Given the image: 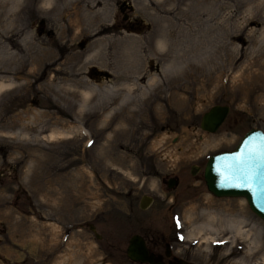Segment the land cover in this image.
<instances>
[{
  "label": "rangeland",
  "instance_id": "obj_1",
  "mask_svg": "<svg viewBox=\"0 0 264 264\" xmlns=\"http://www.w3.org/2000/svg\"><path fill=\"white\" fill-rule=\"evenodd\" d=\"M46 1L0 0V45L18 38L23 56L0 55L13 82L0 92V264H142L129 236L177 227L202 264H264V220L246 198L202 184L170 209L187 192L163 182L264 129V0ZM215 103L229 111L204 130ZM202 224L215 230L189 236Z\"/></svg>",
  "mask_w": 264,
  "mask_h": 264
},
{
  "label": "water",
  "instance_id": "obj_2",
  "mask_svg": "<svg viewBox=\"0 0 264 264\" xmlns=\"http://www.w3.org/2000/svg\"><path fill=\"white\" fill-rule=\"evenodd\" d=\"M228 111V104L211 105L202 113L200 127L215 131ZM192 172H196L195 164H192ZM203 177L208 190L214 195L242 196L246 198L250 209L264 220V129L251 127L233 148L209 154ZM152 200V195L144 193L140 197L139 206L146 208ZM90 227L94 229L93 225ZM96 234L100 236L99 233ZM125 251L132 261L164 264L154 259L141 234L130 235Z\"/></svg>",
  "mask_w": 264,
  "mask_h": 264
},
{
  "label": "flooded vegetation",
  "instance_id": "obj_3",
  "mask_svg": "<svg viewBox=\"0 0 264 264\" xmlns=\"http://www.w3.org/2000/svg\"><path fill=\"white\" fill-rule=\"evenodd\" d=\"M127 8L129 9L131 8V5L129 3H127L126 1L121 3L120 5L121 10ZM192 164H195L196 172H192ZM204 165L202 166L201 164L198 163H190L188 171L191 177H189V175L187 177H183L181 176V174L178 173L169 174L163 177V182L168 190L172 191L180 187L181 191L187 192V195L184 193H178L176 194V196H173L174 199L169 205L170 209L174 207L177 210H179L183 206L182 203L197 200L198 197L196 194L198 193L201 185L205 184V180L203 177ZM182 185L184 187H182ZM191 189L192 191L190 192ZM182 194L185 196L184 201H181L180 199V195ZM134 233L141 234L144 237L146 245L149 251L153 253L154 259L156 261H161L164 264H202L199 261V259L196 258V256H194V252L192 251V248L189 245L186 246L183 242H180L181 240H180L179 227H177L175 231L174 229H171V232L161 234L158 236H156V231L153 230H148L147 232H134ZM140 263L148 264V262H140Z\"/></svg>",
  "mask_w": 264,
  "mask_h": 264
},
{
  "label": "bare ground",
  "instance_id": "obj_4",
  "mask_svg": "<svg viewBox=\"0 0 264 264\" xmlns=\"http://www.w3.org/2000/svg\"><path fill=\"white\" fill-rule=\"evenodd\" d=\"M20 1L21 0H8V3L9 4H11V5H13V6H17V4H20ZM50 1L51 0H47L46 1V3H50ZM2 3H5V2H3L2 1ZM2 3H0V6H1V4ZM5 4H7V1H6V3ZM4 7V6H3ZM12 7V6H11ZM10 7V9H12ZM9 8V7H8ZM14 8V7H13ZM6 9V8H5ZM17 10V9H16ZM7 11V10H6ZM5 11V12H6ZM11 11V10H10ZM13 11V10H12ZM9 12V11H8ZM7 12V13H8ZM76 16H77V13H76ZM33 35V34H32ZM29 37V36H28ZM109 38V37H108ZM173 39V38H172ZM165 41L167 40L166 39V36H165V39H164ZM2 41H4V40H2ZM101 41V40H100ZM165 41H162V40H158V42H157V45L159 46V47H164L165 46ZM168 41V40H167ZM166 41V42H167ZM172 41V40H171ZM17 42H18V38L16 39V38H13L12 40H8V41H6V42H3V44L2 45H0V55H3V57L5 56L8 60H9V62H10V57L11 58H13V61H14V59H17V60H22L23 61V59H22V57L23 56H21L18 52H19V49H18V47H17ZM24 42V41H23ZM94 42V41H93ZM105 42H107V41H105ZM14 43V44H13ZM169 43V42H168ZM9 44H11V46H9ZM94 44H95V42H94ZM167 44V43H166ZM34 45V44H33ZM104 45V44H103ZM13 46L16 48V50H11V48H13ZM26 46V45H25ZM95 46V45H94ZM97 46H99V45H97ZM32 47V46H31ZM105 47V46H104ZM127 47V46H126ZM159 47L157 48V49H159ZM132 48V47H131ZM134 48V47H133ZM139 47L137 46V49H138ZM160 48V49H161ZM101 49V48H100ZM169 49V48H168ZM26 50V49H25ZM91 50V49H90ZM97 50V49H96ZM133 50V49H132ZM42 52H43V50H41ZM98 51H100L101 52V50H99L98 49ZM105 51V50H104ZM104 51H103V53H104ZM136 51V50H135ZM168 51V50H167ZM119 52V51H118ZM132 52V51H131ZM36 52H33V50H30V51H28V56H27V60H28V62L29 63H31V62H33V60H35L34 59V56H36V55H34ZM38 53V52H37ZM122 53V52H121ZM140 53V52H139ZM171 53V52H170ZM27 54V53H26ZM92 54H94V53H92ZM105 54V53H104ZM130 54V53H129ZM128 54V55H129ZM100 55V54H99ZM133 55V54H132ZM131 55V56H132ZM169 55V54H168ZM90 56H91V54H90ZM109 56V55H108ZM116 56H118V58H119V54L118 55H116ZM130 56V55H129ZM2 57V56H1ZM107 57V56H106ZM137 57V56H136ZM167 57V56H166ZM170 57H172V55L170 56ZM174 57V56H173ZM180 57V56H179ZM178 57V58H179ZM117 58V59H118ZM131 58V57H130ZM133 58V57H132ZM139 58V57H138ZM137 58V59H138ZM142 58V57H141ZM168 58H169V56H168ZM114 59V58H113ZM117 59H115L116 61H117ZM127 59H128V57H127ZM137 59H136V61H137ZM173 59V58H172ZM172 59H170V60H172ZM177 59V58H176ZM124 60H125V58H124ZM135 60V59H134ZM167 60V59H166ZM178 60V59H177ZM3 61V60H2ZM173 61H175L174 59H173ZM173 61H171L170 63H169V65H172L173 64ZM104 62V61H103ZM107 62V61H106ZM122 61H120V63H121ZM133 62H135V61H133ZM167 62V61H166ZM181 62V61H180ZM179 62V63H180ZM13 63V62H12ZM118 63V62H117ZM178 63V64H179ZM11 65H13V64H11ZM123 65V64H122ZM168 65V66H169ZM117 66V65H116ZM174 66H176V65H174ZM178 66V65H177ZM181 66V65H180ZM180 66H179V68H180ZM120 67V66H119ZM177 68V67H176ZM183 68V67H182ZM165 69V68H164ZM171 70V69H170ZM173 70V69H172ZM178 70V69H177ZM168 71V70H167ZM173 71H175V70H173ZM13 72L15 73V72H17V69H13ZM177 72V71H176ZM16 75V74H15ZM153 79V78H152ZM13 84V82H7V81H0V92L4 89V88H6V87H9V86H11ZM50 86H52V85H50ZM55 135H60V136H62V133H52L51 134V137H53V136H55ZM230 225H231V227H233V229H235V231H236V233H239V234H241V235H243V236H245V235H247V233H245V230H244V224H243V221L242 220H240V221H231V223H230ZM206 227H208V228H210V229H212V230H215V228H214V226L213 225H211V224H208V225H205V224H202V225H199V226H197L196 227V229H194L193 231H191V232H189V236H194V235H196L197 233H200L201 231H203V229L204 228H206ZM214 239V237H207L206 239L208 240V239Z\"/></svg>",
  "mask_w": 264,
  "mask_h": 264
},
{
  "label": "snow or ice",
  "instance_id": "obj_5",
  "mask_svg": "<svg viewBox=\"0 0 264 264\" xmlns=\"http://www.w3.org/2000/svg\"><path fill=\"white\" fill-rule=\"evenodd\" d=\"M242 155V154H241ZM218 243H222V242H218Z\"/></svg>",
  "mask_w": 264,
  "mask_h": 264
}]
</instances>
